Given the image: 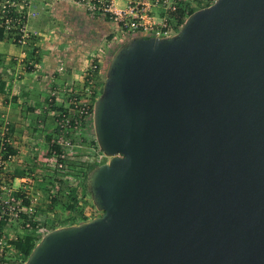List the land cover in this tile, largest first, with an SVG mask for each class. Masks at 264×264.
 Segmentation results:
<instances>
[{
    "label": "water",
    "instance_id": "1",
    "mask_svg": "<svg viewBox=\"0 0 264 264\" xmlns=\"http://www.w3.org/2000/svg\"><path fill=\"white\" fill-rule=\"evenodd\" d=\"M85 177L100 213L23 264H264V0H215L110 56Z\"/></svg>",
    "mask_w": 264,
    "mask_h": 264
},
{
    "label": "rangeland",
    "instance_id": "2",
    "mask_svg": "<svg viewBox=\"0 0 264 264\" xmlns=\"http://www.w3.org/2000/svg\"><path fill=\"white\" fill-rule=\"evenodd\" d=\"M163 1V9L196 11L206 0ZM125 5L124 0L115 5L111 0H0V12L13 8L24 19L10 26L9 40L0 42V140L16 151L5 160L0 155V208L23 192L27 198L21 206L29 209L19 213L28 227L0 214V264H23L14 243L60 228L68 219L61 199L71 189L81 195L84 166L97 148L90 112L110 56L126 41L123 23L131 16L118 22L113 14ZM151 11L155 21L163 16L161 9ZM15 172L22 174L9 182ZM84 201L82 212L100 215L90 197Z\"/></svg>",
    "mask_w": 264,
    "mask_h": 264
},
{
    "label": "built area",
    "instance_id": "3",
    "mask_svg": "<svg viewBox=\"0 0 264 264\" xmlns=\"http://www.w3.org/2000/svg\"><path fill=\"white\" fill-rule=\"evenodd\" d=\"M114 5V1L111 0ZM126 1V5L124 9L114 12V17L118 20V22H123L124 19L127 18V15H130L131 18L129 23H123L125 29V40L134 36L141 37H170L177 33L180 29L182 23L187 18L188 10L186 8L181 7L176 11L174 6L169 7V9H163L164 1L163 0H152V4L147 3V0H142L144 3H141L138 0ZM215 0H206V5H210ZM208 2V3H206ZM152 8H158L162 10L163 16L157 17L156 21L154 20ZM180 11V13H179ZM92 114H90V118ZM95 158L92 163L100 164L101 161H106L102 153L96 148ZM27 198L23 192L16 193V195L9 196L6 201V206L4 208H0V214H10L13 216V221H17L22 223L25 227H28V224L20 219L19 213L21 211L29 210L21 206L22 200ZM35 200V198L33 199ZM97 212V211H96ZM96 215L88 214V220L94 218Z\"/></svg>",
    "mask_w": 264,
    "mask_h": 264
},
{
    "label": "trees",
    "instance_id": "4",
    "mask_svg": "<svg viewBox=\"0 0 264 264\" xmlns=\"http://www.w3.org/2000/svg\"><path fill=\"white\" fill-rule=\"evenodd\" d=\"M206 6H209V5H206ZM201 8H204V7H201ZM192 12H194V10L188 11L187 16L190 15ZM23 20H24L23 17L19 16L16 13L15 9L13 8H10L7 14H4V12L1 11L0 12V42L9 40L10 36L7 33L9 32L8 29H10V26H13L17 21L22 23ZM2 87H3V83L0 82V92L2 91ZM90 114H92V110ZM93 144H95L94 141H93ZM15 154H16V151L13 148H11L9 144L0 140V155H2L3 160H5L6 157L15 156ZM96 165H99V163L96 164L90 161L86 162L84 166L83 182L81 184L82 187H81L80 196L75 194L74 189H71L67 191L65 193V196H63V198L61 199L59 203L60 208L62 209L64 213L67 214V218H68L62 223L61 227L76 225V224L88 221V217H87L88 214L85 212H82V208H81L82 204H85V201H84L85 197H89V195L86 192L85 177H86V174ZM21 174L22 173L15 172L13 176L9 177L8 179L9 182H11L12 179L16 177L21 176ZM33 225L34 224H31V226ZM39 239H40V236L35 237L31 234H28L24 236L22 240H19L14 243L15 250L20 252L23 255L24 260H25L26 257L31 252L32 248L34 247L35 242H37Z\"/></svg>",
    "mask_w": 264,
    "mask_h": 264
},
{
    "label": "crops",
    "instance_id": "5",
    "mask_svg": "<svg viewBox=\"0 0 264 264\" xmlns=\"http://www.w3.org/2000/svg\"><path fill=\"white\" fill-rule=\"evenodd\" d=\"M118 1H119V0L114 1V5H115V3L118 2ZM91 34L94 35V33H91ZM45 68H46V67H45ZM44 70H45V69H44Z\"/></svg>",
    "mask_w": 264,
    "mask_h": 264
}]
</instances>
